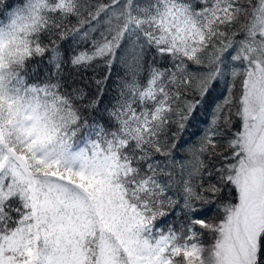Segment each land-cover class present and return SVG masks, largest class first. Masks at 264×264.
Instances as JSON below:
<instances>
[{
	"label": "snow or ice",
	"instance_id": "6c2138e0",
	"mask_svg": "<svg viewBox=\"0 0 264 264\" xmlns=\"http://www.w3.org/2000/svg\"><path fill=\"white\" fill-rule=\"evenodd\" d=\"M111 4L119 7L105 33L73 64L113 55L132 28L179 63L138 91L151 110L129 108L117 133L85 147L67 98L48 87L9 88L14 69L43 51L34 37L49 26L46 13H77L76 0H30L0 21V264H264V0H157L147 15L132 0ZM234 43L242 67L192 147L183 182L189 210L214 205L217 216L162 228L172 174L149 161L170 154L168 126L185 127ZM185 62L214 70L195 74Z\"/></svg>",
	"mask_w": 264,
	"mask_h": 264
},
{
	"label": "trees",
	"instance_id": "16d2710c",
	"mask_svg": "<svg viewBox=\"0 0 264 264\" xmlns=\"http://www.w3.org/2000/svg\"><path fill=\"white\" fill-rule=\"evenodd\" d=\"M30 0H3L0 3V21L6 20L12 12L22 10ZM125 0H120L122 5ZM11 4V8L7 4ZM53 4L55 0H47ZM100 4L109 5L107 11L101 13L97 20L81 24V18H87L88 12L95 10ZM157 0H132L134 12L147 15L154 11ZM78 12L64 15L60 12L48 11V27L34 37L43 51L27 58L23 65L15 68L17 74L9 83V88L34 86L36 89L48 87L57 94L68 99L79 117L76 143L85 147L95 140L111 138L121 126V116L129 108L137 111H149L152 104L141 103L138 91L146 86L154 71L174 70L179 61L169 54H161L154 44L148 43L143 35L132 28L126 34L120 46L111 56L93 59L87 64H73V58L82 51L91 52L94 42L101 39L106 31L105 20L112 17L119 6H113L111 0H76ZM243 37L238 35L236 40ZM236 55V44L227 49L218 63L219 74L211 82L203 97H195L200 102L193 115L183 129L170 124L162 139L170 148V154H153L149 162H156L165 172H170L171 186L168 197L172 206L167 214L157 221L158 226L167 229L168 225L179 227L187 225L189 220L212 219L217 216L216 207L196 205L190 211V203H185L183 191L184 179L189 172L191 149L197 145L209 122L215 107L228 94L231 87L233 69L242 67L240 61L233 60ZM187 69L195 74H206L214 68L185 62ZM175 133V136H173ZM230 133L218 137L222 141L229 138ZM162 183H169L168 175L159 177ZM208 207L212 211L207 216L203 213ZM199 231V229H197ZM208 237L205 236V241Z\"/></svg>",
	"mask_w": 264,
	"mask_h": 264
},
{
	"label": "rangeland",
	"instance_id": "374dc122",
	"mask_svg": "<svg viewBox=\"0 0 264 264\" xmlns=\"http://www.w3.org/2000/svg\"><path fill=\"white\" fill-rule=\"evenodd\" d=\"M209 239H210V237H208V238L206 239V241L209 240ZM206 246H207V243H206Z\"/></svg>",
	"mask_w": 264,
	"mask_h": 264
}]
</instances>
